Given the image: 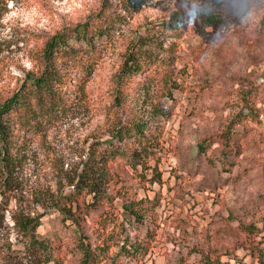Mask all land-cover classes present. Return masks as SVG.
I'll return each mask as SVG.
<instances>
[{
  "label": "rangeland",
  "instance_id": "obj_1",
  "mask_svg": "<svg viewBox=\"0 0 264 264\" xmlns=\"http://www.w3.org/2000/svg\"><path fill=\"white\" fill-rule=\"evenodd\" d=\"M206 5L218 10L211 21ZM217 5L0 0V105L24 80L28 99L2 115L10 158H0V264H27L15 252L14 219L23 214L38 219L36 233L53 241L58 264H80L81 240L102 243L95 212L77 227L56 205L70 179L92 174L95 157L111 149L104 190L116 194L125 183L150 209L137 222L120 208L116 220L123 237L145 242L144 253L119 257L112 245L100 264H262L250 252L264 248V0ZM182 8L189 16L169 24ZM85 23L93 46L69 34ZM61 33L90 66L60 57L61 78L49 90L30 84L45 42ZM136 40L147 79L118 99L117 72ZM137 123L145 136L131 132Z\"/></svg>",
  "mask_w": 264,
  "mask_h": 264
},
{
  "label": "trees",
  "instance_id": "obj_2",
  "mask_svg": "<svg viewBox=\"0 0 264 264\" xmlns=\"http://www.w3.org/2000/svg\"><path fill=\"white\" fill-rule=\"evenodd\" d=\"M207 1L213 2L218 6L217 4L220 0ZM202 11L204 15L203 17L207 21H211L212 16L218 14V10L216 8L212 9L209 5L204 6ZM183 16H189L187 11L184 14V8L176 10L171 14L168 22L173 26H178V24L184 20ZM69 34L76 39L83 40L88 45L93 46V35L89 30L88 23L70 29ZM66 39V33H61L47 39L42 50V71L38 77L30 80V84H34L41 89H44L43 87H45V89L49 90L50 83L53 80H60L61 78L59 74L60 71H58L59 69L57 67V59L60 57H65L69 60L78 57L79 60L82 61V64L85 63L83 60H86L87 63L85 66L87 68L90 66V62L88 61L89 57L83 58L84 55H73L75 49L67 45ZM141 47L142 43L136 40L125 53L123 62L120 65L116 76L117 85L115 97L118 99L122 98L126 90L125 88H128L129 85L133 86L134 80H137V89L143 88L144 86L147 78H140L143 71L142 55H140ZM26 85L27 80H24L20 87L11 96L5 98L0 105V158L2 160L10 158L8 157L6 144L7 129L4 125L2 115L26 107L28 103L25 92ZM143 128L144 126L141 123H137L132 126L131 132L134 136H145ZM228 144L229 145L227 146L229 147H226V149H231L233 144L230 145L229 142ZM111 147L115 146L111 145ZM198 148L201 151H206V147L204 148L201 144ZM115 154L116 152L111 149V151H105L99 156H96L95 158L98 159V162H93L94 167L91 168L92 174L90 172H80L76 179L75 177L70 179L69 185L71 186V189L62 193V203H57L56 205L64 217L69 218L77 227H80L81 222L84 220V214L88 212L89 209L97 214L95 220L97 236L100 237L102 243L92 248L91 243H88L87 245L84 240H81L79 242L81 250L79 258L80 264H100L104 258L105 251L110 250L112 245L117 246L116 255L119 257L125 255L130 258H137L138 253L145 248V242L143 240L129 241L127 237H123L122 233L117 231L116 220L119 217L118 210L120 208L124 209L130 220L133 219L138 222L143 220L144 214L148 212L150 207L149 209H146L140 205V199L135 200L134 197L128 196V186L125 185V183H123L118 189V193L120 192V194H110L104 190L106 185L109 184L111 180L110 178H112L111 174L108 172L107 162H110V158L115 156ZM92 156H94L93 153ZM4 164H6V162ZM97 164L100 165L96 167ZM118 196L123 197L122 202L120 201L121 205H116V203H114L116 199L119 200ZM83 209L85 210L83 211ZM0 214L1 227L4 223V215L2 212ZM14 221L22 238L21 245L15 252L20 255L27 264L59 263L56 253L57 248L53 244V241L47 237H40L36 233V228L39 225L36 217L23 214L20 218L15 217ZM115 235H118L119 237L114 242ZM11 247L12 245H9V249ZM142 253H144V251ZM250 255L252 256V259H259L263 264L264 248L257 249V251L253 249L251 250ZM112 261H115L114 257L112 258Z\"/></svg>",
  "mask_w": 264,
  "mask_h": 264
}]
</instances>
